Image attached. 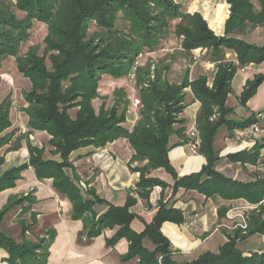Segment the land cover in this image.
Segmentation results:
<instances>
[{
    "label": "trees",
    "instance_id": "1",
    "mask_svg": "<svg viewBox=\"0 0 264 264\" xmlns=\"http://www.w3.org/2000/svg\"><path fill=\"white\" fill-rule=\"evenodd\" d=\"M224 1L230 6V15L225 35L220 37L201 13L183 12L182 6L174 0H15V3L0 0V70L5 59L15 58L19 73L31 83V88L23 92L26 106L21 111L29 117L30 130L47 132L51 136L54 155L61 156L60 162L46 161L43 149L30 146L29 162L0 177V193L14 188L22 173L32 167L39 180L52 179L55 189L70 199L73 218L84 222V232L89 240L106 229L119 227L107 244L115 247L120 240L127 239L130 245L122 258L124 262L137 258L138 264H158V258L162 256L163 264H176L171 259V244L161 229L166 222L183 224L185 218L181 211L161 205L154 221L146 224L143 233L137 234L131 229L136 216L130 210L137 203L131 194L123 208L111 206L96 220L94 207L105 202L95 197L94 191L84 190L66 172L73 168L69 161L73 152L89 146L103 148L119 139H127L134 151L130 169L140 174L136 189L140 198L149 201L155 187L163 190L170 187L150 177L151 171L164 169L175 180L174 193L185 189L197 191L207 198L245 200L257 206L249 214L246 235L241 234L243 230L237 231L234 238L229 235L231 239L219 254L209 253L185 264H264L263 257L258 255L243 257L236 243L238 239L245 241L256 234L264 235V144L257 143L250 150L228 156L233 164L262 167L263 174L254 182H237L214 170L221 159L215 142L222 128L235 137V130H245L253 125L260 127L261 119L256 114L242 121L232 118L234 109L227 102L238 68L264 64V47L236 38L264 28V0ZM16 11L26 17L20 20ZM34 22L47 26L43 54H39L40 47H31L24 56H19L22 44L30 39ZM93 24L97 29L91 32ZM169 37L180 40L187 57L198 49L211 52V61L217 65L211 88L207 76L189 81V71L183 83H172L167 77L170 66L157 63L152 71L150 58L137 65L140 57L161 49ZM227 51L236 53L238 66L226 59ZM132 74L135 75L132 83L140 106L139 120L130 131L125 124L131 102L124 90L114 92V102L109 108H106L107 98H104L98 113L93 101L99 98L103 76L122 79L130 78ZM263 82L261 74L249 80L240 103L245 106ZM186 89H190L194 101L201 104L196 118L201 142L197 153L205 158L206 165L199 174L180 178L171 165L169 153L173 148L171 138L175 135L184 137L187 130L183 126L177 128V125L185 124L181 115L189 106ZM12 105L11 95L0 104V148L10 138L5 132L12 127ZM73 109H78L75 119L70 115ZM133 164L138 165L133 167ZM26 201H32L31 196L10 199L0 212V219ZM226 213L227 209L219 211L221 218ZM28 229L30 227L22 226V236ZM145 239L155 246L154 251L144 247ZM48 247L46 240L36 244L24 240L20 244L0 231V249L8 252L10 264H46Z\"/></svg>",
    "mask_w": 264,
    "mask_h": 264
},
{
    "label": "crops",
    "instance_id": "2",
    "mask_svg": "<svg viewBox=\"0 0 264 264\" xmlns=\"http://www.w3.org/2000/svg\"><path fill=\"white\" fill-rule=\"evenodd\" d=\"M186 2L185 4H188L186 13H201L217 36L222 37L225 35L223 21L229 18L230 6L224 0H216L215 3L211 4L201 3L197 0H187ZM236 38L253 45H264V28L248 31L243 35L236 36ZM163 51L165 52L166 50ZM155 55L159 54L156 52L154 53ZM202 55L204 57L207 56V58L197 61L194 65L172 67V70L167 74L168 79L172 83L181 84L185 81L188 71L189 81H194L200 76H207L210 79L209 77L212 73L214 77L216 63L211 61V53L204 50ZM10 59L15 61L14 68L7 64L11 61ZM147 59L148 56H144L142 63ZM226 59L238 65L237 56L234 52L227 51ZM1 70L0 75L4 73V75H1L3 79L10 75L13 78H17L19 75L17 80L21 85L28 82V90L31 88L30 81L19 73L15 58L9 57L5 59ZM237 74L242 75V86L244 87V84L246 85V82L252 80L254 76L261 74L264 77V64H251L238 68L235 77ZM125 79H113L109 76L102 77V80L107 83L105 84L101 81L98 92L100 97L110 99H108L109 101L107 100L108 103L105 101L106 108H109L112 104L113 94L117 90H124L132 103V97L134 96L131 95L132 87ZM4 83L7 85L9 92H11L12 84H8V80H3L0 83V88L5 90ZM103 83L105 86H110V88L101 87ZM113 83H115L114 87H112ZM20 91V103L17 105L13 101L11 108L12 127L5 132L10 137L9 141L0 148V161H3L0 165V177L12 168L29 162L30 146L43 149V159L46 161H61L60 155H54V148L50 145L51 136L47 132L30 130L28 125L29 117L21 111L26 106L23 98L24 90L20 88ZM186 94L189 106L181 115L185 124L177 125V128L183 126L187 130L184 137L175 135L171 138L170 146H173V148L169 153L171 165L180 178L199 174L206 165L205 158L192 150L189 135V132L196 126V118L201 104L198 101H194L190 89H186ZM229 99L230 96L227 102L230 107ZM237 99L236 103L241 105L240 97H237ZM253 99L255 97L247 103L248 113L243 117V120L251 116V114L258 115L259 119H261L260 127L262 131L247 138H236L237 141L241 142V145L236 143L240 149L236 148L233 142L225 143V136H223V146L225 144L226 150H224L221 159L214 166L216 172L241 183L254 182L257 176L263 174L262 167L258 168L248 165L244 167L241 164H233L228 160V156L231 154L250 150L257 143L264 144V109L252 108L250 104L254 101ZM96 100L100 102L99 107H101L104 101L100 98ZM96 100L93 101V107L98 113L99 110H96L94 104ZM131 103L128 120L125 124V127L130 131L133 130L139 120L138 112L132 110ZM77 111L78 109L70 111L73 119L76 118ZM233 115H237L235 110ZM231 117L233 118V116ZM16 147L18 148L16 149ZM133 155L134 151L128 140L123 138L103 148L89 146L71 154L69 161L73 168L67 169V174L75 178L78 185L84 190L94 191V196L105 202L94 207L96 220L105 214L111 206L123 208L127 203L128 196L131 194L137 200L136 205L130 210L136 216L131 223V229L137 234L143 233L146 229V224L149 225L154 221L161 205L183 213L185 218L183 224L178 225L166 222L161 229L162 234L171 244V251L173 252L171 255L172 262L176 264L192 263L206 254H219L221 248L228 243L225 231L219 228L226 221L225 218L220 217L219 211L227 209V213L231 210H235L234 213H238L237 208L246 207L249 203L245 200L226 201L219 196L207 198L197 191H187L185 189H179L174 193L175 180L164 169L151 171L150 177L159 179L170 187L163 190L162 187L157 186L153 189L150 200H144L136 194L140 174L134 173L130 169L129 162ZM137 165L133 164L131 166L135 167ZM53 183L52 179L39 180L32 167L24 171L14 188L0 193V212L10 199H21L31 196L32 201H26L7 212L0 219V231L6 233L20 244L24 240L33 244L40 240H46L49 244L46 264H138L139 259L137 258L129 262L122 260L129 251L130 244L127 239L120 240L115 247L108 246L107 241L116 235L119 227L106 229L96 238L89 240L84 232V222L73 218L72 202L66 195L58 192ZM89 218L92 219L91 214ZM22 226L30 227L24 236H22ZM143 245L149 251H154L155 249V246L148 239L143 241ZM238 249L245 258L258 255L264 259V235L256 234L246 239L239 244ZM38 253L41 254L42 250L38 251ZM9 257L7 251L0 249V264H10L8 263ZM162 259L163 257L159 256L158 264H163Z\"/></svg>",
    "mask_w": 264,
    "mask_h": 264
},
{
    "label": "rangeland",
    "instance_id": "3",
    "mask_svg": "<svg viewBox=\"0 0 264 264\" xmlns=\"http://www.w3.org/2000/svg\"><path fill=\"white\" fill-rule=\"evenodd\" d=\"M12 1L15 3V0H12ZM174 1L182 6L183 12H185L187 10L188 4H185V3H187L186 2L187 0H174ZM197 1H199L201 3H210V4L216 2V0H197ZM254 2H256V1L254 0ZM16 13H17V16H18V18L20 20H22V19H24L26 17V14H24V13H21L19 11H16ZM227 13H228V11H227ZM227 20L228 19H224V21H223L224 29L226 27ZM96 29L97 28L93 24L92 25L91 32H94ZM47 32H48V30H47V26L46 25H44L42 23L34 22V25H33L32 29L30 30V39H29L28 42L22 44L21 49L19 51V56H24L31 47H40L39 54L42 55L43 54V50L45 48L44 39L47 36ZM240 40H242V39H240ZM248 44H250V43H248ZM250 45H253V44H250ZM253 46H256V47H264V45H257V44H254ZM163 50H166V51L164 52ZM204 50H206V49H198V50H195V51L192 52L191 55H189L187 57L183 53V49L181 47L180 40H178L175 37H169V39L166 42L163 43V46L161 47V49H159V50L156 51L159 55H155L154 56V53H156V52H153V53H148V54H146L144 56H148V58H150L152 60L151 61L152 62V68H151L152 71L154 70L153 69L154 64H157V63H159L160 65L162 64L164 66H170V71H171L172 70V67H177V66L178 67H180V66L181 67H185V66L189 67V65H194L197 61L207 58V56L204 57L202 55V51H204ZM161 51H163L164 53L161 52ZM196 51H199V52L198 53H194ZM206 51L209 52L208 50H206ZM10 60L11 61H9L7 64H9V66H11V68H14L15 61H14V59H10ZM142 60H143V57H140L137 60V65L138 64L139 65L143 64L142 63ZM145 62L146 61H144V63ZM46 64H47V66L49 68L51 67V63H50V61L48 59L46 61ZM235 65L238 66L237 64H235ZM215 67H216V72H217V65ZM0 71H2V70H0ZM216 72H215V74H216ZM1 75H4V73H2ZM1 75H0V83L3 80H8V82H9L8 84H12V85H11V92H9V89H7V85L5 83L3 84L5 90H3V89L0 88V104L4 100L3 97H6L7 95H11L13 101H15L16 104L18 105L20 103V98H19V95L21 94L20 88L22 90H24V91H27L28 90L27 87L29 86V85H27L28 82L26 81L27 83H25V84L22 83V85H21V83L17 80V78H19V75H18L17 78H13L10 75V76L4 77V79H3V77H1ZM152 77H154L153 74L151 75V79L153 80L154 78H152ZM214 77H215V75H214ZM214 77H213V73H212L211 76L209 77L210 79H208V86L210 88L212 87V84H213L212 81H213ZM255 77L256 76H254V78ZM130 79L131 78H126L125 80L132 87V89H131L132 90L131 95H134L132 97L133 100H132V103H131V108L135 112H138L139 107H136L134 105V100L135 99H138V93H137V90L134 87L133 83L130 81ZM103 80H101V81H103ZM104 83L106 84L107 82H104ZM104 83L101 84V87H107V88L109 87L110 88V86H108V85L105 86ZM114 86H115V83H113L112 87H114ZM245 86H246L245 84H244V87L242 86V75L237 74V76L235 77L234 82L232 84L233 89H232V93L230 94V99H229L230 107H233V109L237 112V115H232L233 118L235 120H237V121L243 120V117L248 113V111H247V109H248L247 104L245 106L241 104L242 105L241 106V105H238V103H236L237 100H238L237 97H241V95H242V93L244 91ZM18 88H19V91H18ZM14 91H15V94H14ZM98 91H99V89H98ZM5 94H6V96H4ZM254 97H255V99H253L254 101L251 102L250 106L252 108H256L258 110L259 109H264V82H263L262 86L258 89V91H257V93H256V95ZM99 98L102 99L103 101H105L104 98L100 97V95H99ZM108 99L109 98H107V100ZM108 101H107V103H108ZM113 102H114V100L112 98V104L110 105V107L113 105ZM94 104H95L96 110H100V108H101V107H99L100 102L96 100ZM223 136H225V140H224L225 143H228L229 144L230 142H233V143H235L234 145H235L236 148H239V146L236 145V143H238V144L240 143V145H241V142L240 141H237L236 137H234V136L232 137L229 134V132H228V130L226 128H222L220 130L219 134H218V138L216 137V142L218 141V143L215 142V146H216V149H217V151H218V153L220 155V158H221V155L223 154L224 150H226L225 144L223 146ZM262 140H263V138H262ZM262 154L264 156V149L262 150ZM263 164H264V162H263ZM227 214H229V212ZM89 216H90V214L88 215V217ZM224 218L226 220L225 221V224L228 225V226L234 227V226H241V225L244 224V221H243V219L241 217L234 218L233 220H230V221L227 220V215H225ZM247 226H248V221H247ZM224 231H225V233L227 235L228 242H229V240L231 239L232 236L229 237L228 236V232L226 230H224ZM232 238H234V237H232ZM242 242L243 241H237L236 243L239 246V244H241Z\"/></svg>",
    "mask_w": 264,
    "mask_h": 264
},
{
    "label": "built area",
    "instance_id": "4",
    "mask_svg": "<svg viewBox=\"0 0 264 264\" xmlns=\"http://www.w3.org/2000/svg\"><path fill=\"white\" fill-rule=\"evenodd\" d=\"M153 69H154V67H153ZM134 77H135V75L132 74L130 77L131 82H133ZM152 78H154V77H152ZM134 105L136 107H139L140 101L138 99H135ZM261 131L262 130L258 125H253L250 128L245 129V130H235V137L237 139L247 138L249 136L259 134ZM190 138H191V148L194 152L197 153V150L200 146V137H199V133L197 131L196 126H194L193 129L190 131ZM256 209H257V206H252V205L248 204L246 207L239 208V209L237 208V210L239 211L238 213H234L235 210L229 211V214H227V220L230 221V220H233L234 218L241 217L244 221V224L241 226H234V227L228 226L226 224H222V225H220L219 228L226 230L228 232V236L230 235V236L234 237L235 233L237 231H240V230H243V232H241L242 235H246V231H247V227H248L247 221L249 220V214L251 211L256 210ZM238 241H240V240L238 239Z\"/></svg>",
    "mask_w": 264,
    "mask_h": 264
}]
</instances>
